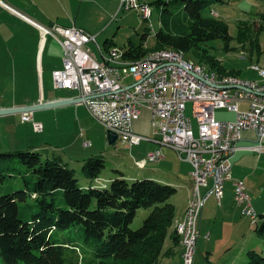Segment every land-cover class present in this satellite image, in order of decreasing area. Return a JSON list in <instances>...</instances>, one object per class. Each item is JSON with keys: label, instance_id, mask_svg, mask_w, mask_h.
Masks as SVG:
<instances>
[{"label": "trees", "instance_id": "trees-1", "mask_svg": "<svg viewBox=\"0 0 264 264\" xmlns=\"http://www.w3.org/2000/svg\"><path fill=\"white\" fill-rule=\"evenodd\" d=\"M228 2L143 1L161 9L162 26L156 34V47L130 44L119 49L132 62L157 50H174L185 56L200 50L204 61L196 64L205 62L219 75L237 76L225 73L221 63L204 48L214 40L223 39L228 45L232 40L227 24L212 15L218 5ZM246 29L247 23L240 24V44L250 42L251 48H260L257 39L250 40ZM113 45L112 40H107L105 51L118 48ZM44 152L0 153V188L18 171L15 158L33 175L31 183L24 180L25 188L0 193V258L5 264H72L75 255L79 264H162L181 245L172 202L175 187L148 178L129 181L118 169L109 186L98 185L105 169L101 157L84 162L81 176L89 182L84 184L61 155L45 152L44 156ZM141 210L149 215L139 229H133ZM258 219L253 222L257 225L255 232L264 240V216ZM168 239L173 246L165 250ZM247 256V264H264V251H251Z\"/></svg>", "mask_w": 264, "mask_h": 264}, {"label": "built area", "instance_id": "built-area-1", "mask_svg": "<svg viewBox=\"0 0 264 264\" xmlns=\"http://www.w3.org/2000/svg\"><path fill=\"white\" fill-rule=\"evenodd\" d=\"M120 9H137L143 18L150 19V6L139 0H122ZM35 24L64 50L63 68L52 75L55 89L78 93L90 116L107 131L116 133L128 148L155 142L175 150L181 160L191 165L196 193L191 229L186 246L182 247L183 264H195L205 203L214 196L221 205L225 187L220 186V179L223 174H232L234 155L242 150L264 153V84H232L227 76L203 72L189 60L174 59L172 55L164 60L132 62L122 50L114 48L108 51L112 52V59L100 60L90 47L94 44L102 55L96 36L76 26ZM252 70L262 72L264 79V70ZM127 78L133 82L126 84ZM188 103L193 104L197 134L187 116ZM242 104H247V108L242 110ZM144 109L151 114L149 136L140 135L133 128ZM218 110L234 113L235 120H217ZM22 121L32 122L36 132H43V125L34 122L33 112L23 113ZM244 131L255 132L257 143L242 147ZM163 158L161 149H155L145 161L160 162ZM209 181L211 188L204 194ZM233 186L242 215L252 221L256 211L249 191L241 180Z\"/></svg>", "mask_w": 264, "mask_h": 264}, {"label": "crops", "instance_id": "crops-1", "mask_svg": "<svg viewBox=\"0 0 264 264\" xmlns=\"http://www.w3.org/2000/svg\"><path fill=\"white\" fill-rule=\"evenodd\" d=\"M2 1L5 4L0 2V110L22 109L79 98L76 92L55 89L52 75L54 71L63 68L64 50L56 40L45 35L35 23L44 26L53 24L63 27L76 26L88 34L98 36L96 40L102 55L96 48L93 49L97 58L101 60L109 56L110 52L107 53L98 41L101 37L100 33L93 34L92 32L97 30L88 24L92 6L94 8L99 5L105 13L112 14L120 11L122 0H110L108 6L110 9L105 7L107 0ZM108 21L109 19L106 23ZM257 59L258 61L251 66L259 65L264 69V57L261 55ZM258 76L254 75L244 80L259 81L264 84V79ZM241 107L246 109L247 104H242ZM22 116L23 113L0 116V153L26 150L53 151L61 155L63 161L74 169L83 167L84 162L90 158L101 157L106 153V158L109 157L108 149L111 146L109 147L108 144L107 129L102 125L99 127L100 125L94 122L81 102L33 112L34 122L43 125V132L40 133L34 131L32 122L24 123ZM133 128L140 135H151L150 111L144 109L140 119L134 122ZM257 139L255 132L244 131L240 145L247 147L256 144ZM143 143L128 148L121 142L126 149L138 148V150L136 156H131L133 169H123L121 166H117V169L123 171L129 181L148 178L175 187L177 193L172 198V202L176 207L177 223L184 217L190 195L194 190L191 179L192 167L181 160L177 152L171 148L161 147L155 142ZM262 145L264 146V140ZM155 149H161L164 158L155 164L144 162L147 154ZM232 161L233 179L225 186L221 205L214 196L209 197L199 221V240L201 235L207 233L205 236L212 242L215 235L217 246L221 248L224 245L226 251L224 256L235 252L245 235L242 222V217L245 216L242 215L241 208L235 201L233 186L235 180L244 182L252 197L256 213L258 216H264V153L257 154L242 150L234 155ZM137 162H144L145 166ZM120 164L123 165V162ZM111 180L108 176L102 177L96 184L106 187ZM82 182L89 183L86 178H83ZM210 186L211 181L209 187L204 188V194L209 192ZM212 219L214 222L209 226ZM172 246V241L168 239L165 250ZM172 252L171 256L165 257L162 264H183L182 243ZM209 254L214 256L215 252L210 250Z\"/></svg>", "mask_w": 264, "mask_h": 264}, {"label": "rangeland", "instance_id": "rangeland-1", "mask_svg": "<svg viewBox=\"0 0 264 264\" xmlns=\"http://www.w3.org/2000/svg\"><path fill=\"white\" fill-rule=\"evenodd\" d=\"M139 1L142 3L143 1L150 2L151 0ZM109 4L110 0H107L105 7L108 8ZM151 11L152 14L150 19L145 20L137 9H120V11H115L111 14L108 12L105 13L99 8V5L94 8L92 6L88 24L91 28H95L97 30L92 32L93 34L98 35L100 33L101 37L98 38V41L101 43L104 50L105 42L107 40H112L114 44L113 46L118 47V49L128 48L130 44L136 47L144 45V47L153 49L156 47V34L162 26V17L161 9L157 6L151 7ZM207 12L208 11H206V14ZM212 15L227 24L229 35L232 40L229 45L223 39L214 40L209 42L204 48H208L207 50L210 51V55L221 63L225 73H236L241 79H248L249 77L258 75L256 72L252 71L254 65L251 66V64H255V62L258 61L257 58L260 57V55H258V50L261 51V55L264 57V0H229V2L225 5H218ZM107 19H109V24L106 23ZM243 23L248 24V29L246 30L250 40L257 39L260 48L257 49V47L255 48L253 46V48H251L250 42H248L245 46L240 44L237 36L239 26ZM258 30H261V32H257ZM145 35H147V37L144 38ZM90 47L95 48V45L92 44ZM185 58L195 64L200 61H204L201 60L200 50L196 53L191 52L189 55L185 56ZM202 66H204L210 73H218L216 70L212 69L210 64L204 62ZM132 82V78H127L125 81L126 84ZM187 116L192 119L193 127L195 133L197 134L198 125L193 115L192 103L187 104ZM216 118L219 121L228 122L233 121L235 119V115L223 110L217 111ZM94 122L101 127L100 123L95 120ZM144 144L145 143H143L142 146H144ZM108 150V158H106L107 153L101 155V158L105 162V169L102 172L101 178L106 176H108V178H112L115 174L114 170L117 169V166H121L123 169L127 168L128 170L134 168L131 156H136L138 148H134L132 150L126 149L121 145V141H119L116 147H110ZM45 152L43 153L44 156ZM48 154L56 153L48 151ZM111 158H114L115 160H112ZM121 162H123V165L120 164ZM13 163L18 171H14L13 177L10 181L6 182V184L0 188L1 194L25 188L24 180H27L29 183L33 181V175L30 174L27 167L20 164L18 158H15ZM137 166L139 167L138 164ZM82 168L83 167L79 166V168L75 169L81 182L83 181V177L81 176ZM148 215V211L141 210L134 220L132 228L139 229ZM258 217L260 218V216ZM213 222L214 220L212 219L209 226H211ZM242 222L244 228L243 232L245 235L243 241L236 247L235 252H232L229 256H224L226 253V251H224V245L221 248L218 247L215 235L213 236L212 242H210V240L205 236L207 233H204L203 236L201 235L198 242L195 264H247L250 261L247 256L249 252L255 251L256 253H262L264 251V240L261 239L255 232L257 225H255V223L253 224L250 219L245 217H242ZM208 245L210 247H208ZM210 250L215 252L214 256L209 254ZM75 256L72 260V264H79L80 259ZM0 264H5L1 258Z\"/></svg>", "mask_w": 264, "mask_h": 264}, {"label": "bare ground", "instance_id": "bare-ground-1", "mask_svg": "<svg viewBox=\"0 0 264 264\" xmlns=\"http://www.w3.org/2000/svg\"><path fill=\"white\" fill-rule=\"evenodd\" d=\"M152 14L151 11V7H150V16ZM145 20H148L149 18H144ZM172 55L174 57V59H186L184 53L182 52H178V51H174V50H157V51H152L149 52L148 55L139 61H157V60H164L166 58H168V56ZM104 59H112V52H110L109 56L104 57ZM191 65L194 66L195 68L201 69L203 70V72L206 73H210L206 70V68L202 65L199 64H195L194 62H191ZM253 67H256L258 69L264 70L262 67H260L259 65H254ZM260 77H262V72H256ZM215 75L217 76H227V78H229L230 82L232 84H240V82H250L249 80H244L241 79L238 76H228V75H219L217 73H215ZM146 162V161H144ZM144 162H137L139 165H144ZM153 163H157V162H153ZM232 175L231 174H223L222 178L220 179V186L225 187L226 184L231 181ZM194 184V190L192 191L191 195H190V199L188 202V206L187 209L185 211L184 217L182 218L181 221H179L176 224V228L178 230V235L181 239V243L182 246H186V242H187V236H188V232L191 229V213H192V208H193V201L195 200V193H196V183L193 181ZM237 184V180L234 181V185ZM258 219L257 213H255V216L252 217V222H256Z\"/></svg>", "mask_w": 264, "mask_h": 264}, {"label": "water", "instance_id": "water-1", "mask_svg": "<svg viewBox=\"0 0 264 264\" xmlns=\"http://www.w3.org/2000/svg\"><path fill=\"white\" fill-rule=\"evenodd\" d=\"M81 99H65V100H60L56 101L53 103H45L39 106H34V107H26L22 109H8V110H0V116L1 115H7V114H16V113H25V112H36L39 110H44V109H52V108H57L60 106H66L69 104H74V103H79ZM107 139H108V144L111 147H116L118 142H119V137L116 133L112 131H107Z\"/></svg>", "mask_w": 264, "mask_h": 264}]
</instances>
